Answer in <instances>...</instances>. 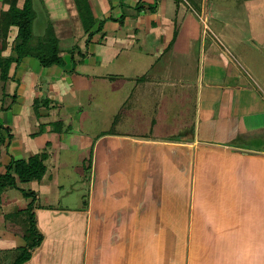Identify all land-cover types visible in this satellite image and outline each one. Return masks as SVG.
Instances as JSON below:
<instances>
[{"label": "crops", "instance_id": "crops-1", "mask_svg": "<svg viewBox=\"0 0 264 264\" xmlns=\"http://www.w3.org/2000/svg\"><path fill=\"white\" fill-rule=\"evenodd\" d=\"M15 1L16 8L22 9L25 0H0V67L4 60L16 58L13 46L17 27L10 26L3 37L4 23ZM83 1L91 10V22L82 20L79 13ZM195 1L31 0L34 18L29 47L36 53L40 47L38 38L50 31L49 40L56 41L63 65L46 68L37 58L27 55L19 62L10 61L5 77L1 78L0 74V176L12 161L45 154L46 171L39 181L27 184L16 181L18 189L34 193L32 213L38 230H42L43 224L38 217L41 210L37 208L40 194L46 193L45 196L50 197L57 184L55 175L50 173L53 167L48 166L55 162L60 166L68 160L66 157L72 149L67 141L79 145L80 150L90 147L86 153L92 157L94 148L98 150L106 138L112 144L101 149L100 159L104 161L118 159L125 163L130 159L134 162L156 149L172 156L183 154L192 166L191 178L196 182L189 190L190 195L193 193L192 198L187 199L186 189L182 202L190 201L195 215L204 213L194 217L185 232L181 233L177 228L178 236L187 242L193 241L196 249L203 248L202 255L216 252V259H203L211 264H264V193L261 195L264 148L243 147L237 141V138L243 141L251 135L260 141L259 137L264 133V82L256 72L259 68L264 74V0H257L249 11H244L245 35H241L239 27L232 25L228 16L219 10H204L203 15H197ZM205 30L209 43L201 45L196 60V39L204 38ZM201 77L203 81L195 95V122L187 139L164 140L172 138L173 130L169 126L164 127L165 131L169 128L171 134L167 131L153 137L156 131L163 134L158 124L162 121L166 124L169 107L174 103L177 107L178 103L184 105L186 97L191 98L192 85ZM112 95L118 102L119 111L124 109L129 113L139 109V112H147L153 106L164 118L148 122L147 127L136 134L111 131L94 137L89 133H77L75 128L82 124L87 113L84 106L102 108L101 104L105 103L113 107L115 101H105ZM99 96L107 98L100 101ZM147 96H154V102L146 99ZM180 113L185 116L183 107ZM121 121L115 119L112 124ZM204 175L210 177V181L203 179L201 184ZM256 177L262 178L259 185ZM218 185L232 189L234 198L230 199L229 206L225 198L211 200L212 194L219 191ZM10 193V189L2 193L1 215L20 210L15 206L16 202L10 204L13 201ZM95 199L92 196L84 201L86 208L81 215L85 220L81 223L85 226H92ZM216 202L227 204L221 208L220 225L217 231L210 227L205 230V215L212 216L210 212ZM116 213L112 215L113 224L109 223L116 227L121 218L130 216L126 209L119 212L116 208ZM2 222L1 226L4 220ZM125 224L122 235L110 230L113 241L103 236L107 248L117 241L125 248L113 255L114 260L119 264H149V257L159 256L161 259L156 263L162 264L163 254L169 247L167 244L163 248L162 241L166 236L162 229L158 234V246L150 249L144 242L149 241V231V234L142 232L144 235L140 238L133 229H141L135 225L131 228V222ZM99 225L103 227L104 224ZM159 225L162 226V222ZM3 230L6 228L2 233ZM128 230L131 232L127 233ZM11 235L16 239L15 246L2 248V251L20 247L21 238ZM44 240L45 236L42 242ZM138 241L142 243L138 245ZM194 247L182 248L180 264L185 256L186 264H201V259L197 261L195 257ZM207 248L210 250L206 251ZM36 249L34 256L38 252ZM85 258L89 264L88 256Z\"/></svg>", "mask_w": 264, "mask_h": 264}, {"label": "rangeland", "instance_id": "rangeland-1", "mask_svg": "<svg viewBox=\"0 0 264 264\" xmlns=\"http://www.w3.org/2000/svg\"><path fill=\"white\" fill-rule=\"evenodd\" d=\"M254 2H257V0H196L195 8L197 15H203L204 10L206 12H214L215 10L221 11L228 16L227 19L231 21L232 25L235 24L239 27L240 34L242 33L245 35L247 32L246 30H243V27L247 25L244 11H249L250 6H253ZM181 5L185 8L183 4ZM233 13H237V15L235 16ZM81 15L82 20L84 21L91 22L93 19L91 16V10L85 5L81 7ZM196 40V60H198L201 45L204 46L205 42L209 43L207 30H205L204 38L199 36ZM196 67L199 70V63ZM256 69L257 74L264 82V74L259 72V68ZM261 70L263 71V69ZM201 72L202 69L200 73ZM252 73L253 72L251 71L250 74L252 75ZM200 79L201 80L199 81L196 80L194 85H192L190 90L191 98L186 97L184 105L178 103L177 107L173 102V105L170 104L172 106H168L169 111L166 115V117H168L166 124H163V121L158 124V128H161L164 132L163 134H160L156 131L153 137L164 135L167 131L171 134L169 128L165 131L164 127L169 126L172 127L173 130L172 138L166 137L164 140L171 141L176 139L181 140L182 138L187 139L193 126V122H195V95L198 87L203 81L202 77ZM99 97L100 101L101 99L104 100L107 98V96ZM109 97L110 98H107L105 101H115L113 107L105 103L101 104L103 105L102 108L90 107V105L84 106L87 113L85 112L84 114L82 124L75 128L77 133H89L94 137L111 131H115L116 133L119 131V133L136 134L139 130L140 132L144 130L147 127L148 122L152 120L158 121L164 118V116H161V112L157 114V110L153 108V106L149 107L147 112H139V109L131 110L129 113H125L127 110L124 109L123 111H119L116 98L113 97V95ZM146 99L153 101L155 100V97L147 96ZM181 100L182 99H180V101ZM182 107L185 111V116L180 113ZM81 115L82 114H79V116ZM124 115H127V118H123ZM115 119H120L122 121L120 124H112V121ZM136 125H139L140 127L143 125V127L136 130L135 127L139 128V126ZM76 131L74 133H76ZM259 138H261L260 141H257L258 138L251 135L247 136V138H243V141L240 138H237V141L239 142V145H242L243 147L246 145L249 148L263 149L264 133ZM66 143L69 148L72 149L70 155L68 154L66 157L68 160H65L66 162L64 164L62 162L60 166H57V164H55L56 162L51 163L50 166H48L49 168H55V166L58 168V170H56L57 168L55 170L52 168L50 172H53L56 177V189L51 190L50 197L48 195L45 196L46 193H41V200L39 202V207H37L41 210L38 217L43 223L41 226L42 230L39 229V231L43 237L45 236V240L44 242H41L40 246L36 249L38 250L37 254L34 256L32 252L33 256H31V259L25 264H86L87 260L85 256H88L89 264H119L114 260L113 255L122 252V250L125 249L124 246L121 245V241H117L114 244L112 242L110 247L107 248V245L104 244V241L106 240H103V236L109 238V235L116 231L122 235L125 230L126 222L129 224L131 222V228L132 225H135L141 229L140 231L133 229L140 238L144 235L141 234L142 232H145L146 234L150 233V235L147 236L149 241H144L145 244L150 246V249L158 246V234L161 233L160 229H162L163 235L167 237H163V248L167 244L169 246L167 248V253L163 254L162 264L182 263L180 261L181 257H179L182 253V248H186L187 245L189 248L194 246L193 241L190 243L185 239H182V236H178L177 228L181 230V233L182 231L185 232L188 226L192 223L193 218L201 217L204 213V211H202L199 215H195L196 210L191 209L189 204L190 201L184 204L182 202L186 189H188L187 199L189 200L192 198L193 193L190 195L189 190L192 188L194 182H196L194 178H191L192 166H189L190 163L184 158V156H182L183 154L172 156L171 154H168V152L164 154L163 151L156 149L152 154L147 153V156L144 158H142L143 155H141L140 160L134 159V162H132V160L129 159L124 163V161L121 160L119 162L118 159L114 161L113 159L106 161L100 159L101 149L104 148V146L109 148L110 144H112V141L109 139L104 138L101 141L98 150L96 147L94 148L92 157L91 154L86 153V151L90 150V147L80 150L79 145H72V143L68 141ZM62 156L64 155L62 154ZM115 170L117 172H114ZM190 179H193V183ZM203 179L204 181L207 180L208 183L210 181V177L206 178L204 175L203 178L200 179L201 184L204 182ZM261 179L262 178L256 177L258 185L260 184ZM16 181L18 182V180ZM19 183H16V185H19ZM209 186L214 188V186ZM218 186L219 191L212 194L214 197L211 196V200L217 201L220 198H225L226 201L228 200L229 206L230 199L234 198L232 189L228 188V186ZM120 190L122 191L121 193ZM10 191V198L13 200L10 201V204L16 202L17 204L15 206H18V209L27 211V205L31 203L34 198H24L22 194H20V191L14 188H11ZM220 191L224 193L221 194ZM263 193L264 189L263 192H261V195ZM21 196L22 198H20ZM92 196L96 197V201L94 200V206L92 207L95 212L93 213L92 226L89 227L81 223L82 219L85 220V217L81 215V212L86 208V203L84 201L88 198L91 199ZM97 201H100L101 204ZM1 202L4 201L1 199ZM252 203L254 204V201H252ZM225 205L227 206L226 203L216 202V207L210 212L212 216L208 217L207 214L205 215V220L207 221V224L203 226L205 230L210 227L215 228V231H217L220 225L219 220H221V215H223L221 208ZM116 208H119V212L126 209L130 214L129 217L126 216L121 218L119 220L120 224L117 227L116 225L109 224L112 222L113 213L117 214ZM23 214L24 217H27V214ZM118 216L119 218L121 217V215ZM17 217L18 216L15 215L9 218V214H0V250L2 248L15 246L16 239L14 236L12 237L11 233L17 235L18 238L23 236L22 232L26 226L22 223L23 228H21V224H14V221L19 218ZM2 220H4L3 226H1L3 223ZM26 221L27 223L29 222L27 219ZM8 222H10L11 225H9ZM161 222L162 226L159 225ZM100 223L104 224L103 227H100ZM4 227L6 230H3L2 233ZM36 227L38 229L37 225ZM111 229H113L112 232L110 231ZM130 232L131 230L127 231V233ZM187 237L188 236L185 235V238ZM110 238L111 240L113 239L112 237ZM19 242L20 247L24 246L22 238L19 239ZM22 242L23 245L21 246ZM141 243V241L137 242L138 245ZM249 243L250 241L248 244ZM89 244L90 248L88 249ZM194 249L196 248L194 247ZM177 250H180L181 252H178ZM209 250V248L206 249V251ZM202 251L203 248L201 250H195L197 253L195 257L197 261L201 259V262H199L201 264H211V262L204 261V258L211 260L218 257L214 251L206 255H202L204 254ZM7 254L11 256V252H8ZM193 256L194 255L192 254V257ZM153 257L148 258L149 264H157L156 261L161 259L159 256L156 258ZM185 257L183 264H186ZM219 258L222 259V257ZM10 261L11 258L7 261H1L2 263L0 264H10ZM254 263H256V261H254ZM260 263H263L262 260Z\"/></svg>", "mask_w": 264, "mask_h": 264}, {"label": "trees", "instance_id": "trees-1", "mask_svg": "<svg viewBox=\"0 0 264 264\" xmlns=\"http://www.w3.org/2000/svg\"><path fill=\"white\" fill-rule=\"evenodd\" d=\"M84 2L85 1H83V5L86 6V3ZM15 4L16 1L15 3L12 2L9 9L10 12L7 14L3 28L4 38L6 37V32L10 26H15L18 29L13 46V52L16 54V58L14 60L11 58L10 61L19 62L24 56L31 55L32 57L37 58L43 67L47 68L54 65L62 66V60L58 57L56 41L49 40V30L51 29H49V32H47L42 38H38L37 41L40 47L36 50V53H33L32 48L29 47V42L33 39L31 34V24L34 18L31 0H25V3L20 10L16 8ZM79 13L81 15V8ZM10 61H3V65L0 67L1 78L6 76L7 69L10 67ZM45 157V154H35L26 160L12 161L6 166L5 173L0 176V203L2 193L11 188L20 191L24 198L34 196L33 192L18 189L16 180L22 184L39 181L46 171L43 164ZM32 202L27 205V211L19 210L9 214V218L15 215L19 217L14 221V224H21V228H23V225L26 226L22 232L23 236H21L24 241V246L16 247L11 250H0V263L11 258L10 264H25L31 259L32 252L40 246L43 240V235L37 229L34 215L31 213ZM23 213L27 214V217H24ZM26 219L29 220L28 223ZM8 252H11V256L7 254Z\"/></svg>", "mask_w": 264, "mask_h": 264}]
</instances>
